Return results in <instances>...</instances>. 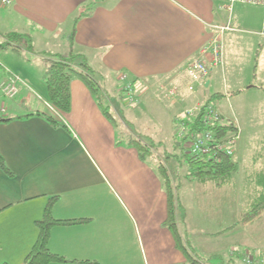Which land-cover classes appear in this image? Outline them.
Wrapping results in <instances>:
<instances>
[{
  "label": "crops",
  "instance_id": "obj_1",
  "mask_svg": "<svg viewBox=\"0 0 264 264\" xmlns=\"http://www.w3.org/2000/svg\"><path fill=\"white\" fill-rule=\"evenodd\" d=\"M233 6L227 10L216 0H14L0 7L2 39L25 35L33 47L32 52L24 50L29 56L12 64L21 80L16 97L0 96V157L9 172L0 169V264L24 263L38 238L35 222L52 199L53 219L84 221L50 230L47 248L65 260L50 264H189L166 225L167 193L158 162L130 145L137 133L108 112L112 107L120 111L118 106L103 105L102 97L110 96L105 86L114 81L118 99L126 100L125 88L131 86L135 104L143 102L138 107L164 113L171 138L184 110L203 104L208 93L216 96L212 104L219 107L221 124L237 130L231 160L242 174L237 172L240 185L233 187L232 179L221 186L211 183L215 194H222L218 201L209 196L210 182L195 181L194 200L188 203L202 196L198 201L204 208L212 205V214L209 218L206 211L187 210V199L182 207L178 200L176 228L184 247L201 264H235L247 254L256 259L264 250L256 241L244 240L245 251H230L226 262L215 259L218 252L212 245L198 250L201 238L214 239L240 221V212L232 214L233 188L244 193L251 176L264 173V92L259 89L264 85V8L252 6L255 15L240 16ZM212 26L229 28L222 36V66L204 83L190 82L184 66L208 43ZM35 44L57 49L51 56H80L100 68L105 75L97 94L74 79L69 111L55 110L44 81L45 57L34 55ZM31 65H36L34 76L27 70ZM124 72L131 80L124 76L127 81L122 83ZM169 86L181 101H168L163 89ZM248 133L252 135L245 140ZM192 181L186 179L187 187ZM203 224L215 228L204 229ZM217 224L222 227L217 229ZM246 227L241 225L239 232Z\"/></svg>",
  "mask_w": 264,
  "mask_h": 264
},
{
  "label": "trees",
  "instance_id": "obj_2",
  "mask_svg": "<svg viewBox=\"0 0 264 264\" xmlns=\"http://www.w3.org/2000/svg\"><path fill=\"white\" fill-rule=\"evenodd\" d=\"M83 15L84 12H82L81 15L76 19H79ZM20 44H22V46H20ZM1 47L4 49H10L17 53L23 50L27 52L33 51L32 43L29 37L25 35H8L6 36L5 42ZM56 58L57 60L44 58L46 65L44 81L46 84L50 105L55 110L61 113H66L70 108L69 86L72 80L77 79L82 82L94 95L97 94L99 86L93 78L92 70L87 65L83 57L69 55L66 58H59L58 56ZM259 89L264 92V85L260 86ZM238 93L240 92H236L233 95ZM215 97L216 96H212L208 99H205L204 103L200 106L201 110L199 113L187 120L189 131L184 137H182V140L180 141L181 144H179L180 147L178 148L180 151H182V157L185 158L187 163L186 170L188 173L187 176L189 178L197 179V181L201 183L210 182L216 186H221L229 183L233 176L239 171L237 165L232 162L231 156L219 153L213 158L210 156L195 158L190 157L187 154L186 148L187 141L191 136L190 134L195 135V133L198 134L202 131V133L210 131L213 135L216 145L222 144V142L226 141V139L236 140V128L232 124L222 125V118L218 111L217 112L220 115L219 123L210 127L205 125L206 119L203 116L204 108H206L208 105L213 106L212 101L215 99ZM102 113L105 116L111 118L105 109H102ZM48 121L55 125L51 119H48ZM0 122L2 121L0 120ZM130 145L135 147L136 150L141 153V155L150 156L149 154L144 153L142 150L144 146H141L138 142L131 141ZM0 169H2L5 173H9L1 157ZM158 170L162 180L164 181L167 193L168 217L166 225L174 238L177 248H179L185 254L189 264H201L182 244L175 222L176 209L178 207L176 189H174L171 184L169 173L164 171L161 166L158 167ZM246 179L247 177L245 174L244 180ZM251 179V184H248V187L246 185L244 187L245 189L248 188L251 190H248L250 193L246 197L247 205H245L240 212V222L243 226L251 225L261 216L262 213H264V173H260L257 176L253 175L251 176ZM52 203L53 199L48 202L42 218L35 222V227L38 230V238L23 264H50L62 263L65 261L64 258L50 253L47 248L50 230L55 226L71 225L83 222L84 220L58 221L53 219L50 214V207Z\"/></svg>",
  "mask_w": 264,
  "mask_h": 264
},
{
  "label": "rangeland",
  "instance_id": "obj_3",
  "mask_svg": "<svg viewBox=\"0 0 264 264\" xmlns=\"http://www.w3.org/2000/svg\"><path fill=\"white\" fill-rule=\"evenodd\" d=\"M236 4H238V3H236ZM251 8H252L251 5L240 3V5L235 6L234 11L237 15H240V16L244 15V14L255 15L256 12ZM1 29H2V26H0V31H1ZM4 42H5V39H2V35H0V75H2V77L4 76L3 78H0V79H4L9 74L20 77L17 73H15L11 70L13 68L12 64H14V62L20 61L24 56H29L30 54L26 53L24 50H23L24 51L23 53H21V52L17 53V52H13L10 49H4L1 47ZM56 52H57V49H55V48H49V47L48 48H42V47H38L35 44L34 55L39 54V55H43V57H45V58H48L51 60H57V58H56L57 55L51 56V55H54L53 53H56ZM88 66L92 70L93 78L95 79V81L98 84L100 77L105 75V74L100 70V68L98 69L97 67H95V65L90 66L88 64ZM27 70L30 73V75L34 76V71L36 72V65H31V67L30 68L28 67ZM115 75H117L116 72L113 73L114 77H115ZM121 75L126 76L129 80H131V78L127 76L126 72H124V74H121ZM126 79H123L120 82L125 83V81H127ZM100 81H101V79H100ZM116 84H117V82L114 81L113 85L109 84L107 87L105 86V88H106L108 94H110V96L102 97V101H104L103 105H105L106 103H112L115 107L118 106L117 109L120 110V111H117L115 113L113 111V107L110 108V111L108 110V112L111 115V117L115 118L116 121H117V119H119L118 121H120V122L127 121V124L130 123V125H129L130 129L134 130V132L137 133V137L133 136V137H131V140L138 142L141 146H144V148H142L144 153L152 155L154 157V159H156V161L158 162L157 164L159 165V167L161 166L164 171L169 173V175H170L169 179H170L171 184L174 187V189H176V187L181 186V188L179 189V191L176 194V198H177V201L179 200V204L180 203L182 204V202L185 198V199H187V201H186V203H183V204L185 207L187 206V210L190 209V210H192V212L200 210L201 213L206 211L208 213V216L211 215L212 214L211 210L213 209L212 205L207 207V208H204L206 204L198 201L202 198V196L197 198V200L195 201V204L193 202L188 203V201H190V199H193V189H195L194 184L196 183L195 181H197V179H192L193 181L190 183V185L188 187L185 184L186 179L187 178L189 179V177L186 175V173H187V170H186L187 165L186 164L187 163L185 161V158L182 157V151H180L178 148V147H180L179 144H181L180 141L182 140V136H179V132L181 130L179 129L178 125L176 126L177 128H174L172 138H171L169 135V132H168V127H167V117L164 113H162L160 111H155V110H153V112H146L147 111V110L145 111L146 108L141 107V106L138 107V105H142L143 102L139 103V104H135V103H137L138 98L135 97L134 94L133 95L130 94V96H132V97L128 98V92L127 91L126 92L124 91V93H127L126 100L128 102L126 100H123V98L118 99V96L116 95V92H115V89L117 86ZM100 85L103 87L102 83H100ZM98 86H99V84H98ZM169 87L172 88V86H169ZM129 88L131 89L132 87L129 86ZM202 90H204V88ZM131 91H132V89H131ZM209 95H211V94L208 93L207 96L202 97V99H204V100L208 99ZM128 99L129 100L132 99L131 102ZM238 99L239 98H237V100ZM168 101H170V100H168ZM179 101H181V99L179 98V96H177L175 99H173L171 101V103L174 104V102H179ZM235 103H238V102L235 101L232 104H233V106H236V108L238 110L239 104H235ZM106 105H108V104H106ZM201 105L199 104L197 106H201ZM213 106L218 111L219 107H218L217 103L215 104V102H214ZM194 107H196V106H194ZM187 110H190V109H187ZM187 110H184L183 112H185ZM117 113H119L120 118L117 117V115H118ZM133 114L135 115V117L133 116ZM239 114H241V113H239ZM182 116H183V114H182ZM178 120H179V118H177L176 121H178ZM176 121H175V123H176ZM180 123L181 122H179V124ZM186 131H188V128H186ZM250 131H257V129L256 130L255 129L254 130L249 129L248 132H250ZM124 132H126V130ZM236 134H237V131H236ZM250 134L249 133L246 134L244 136V139L247 140V138ZM141 137L142 138L146 137L148 140H152L153 141L152 144L149 142H144V141L140 140ZM235 139L236 140L234 141V145L232 146L233 151H234V147L236 145V141L238 139V136ZM233 153H232V155H233ZM239 174H240V169H239ZM240 176L242 178V174H240ZM240 176L237 174L233 176L232 181L230 182L233 184V187H238L240 185L239 184ZM185 177H186V179H185ZM205 184H203V186ZM209 184H211V183H209ZM212 185L213 184L206 185L208 190H209V193H210L209 196H211V197L216 196V199H214V200L219 201V196L221 197L222 194L220 193V191L217 194H215L214 188L211 187ZM235 185H237V186H235ZM196 186H198V185H196ZM203 186H201V187H203ZM184 187H187L188 188L187 190L191 189V193H189L188 196H186L187 190H184ZM248 190H251V189H248ZM249 193H250V191H245L244 193L243 192L238 193V190L236 188H233V197H231L232 214L235 213V215H236L237 212L239 213L242 211L241 206L243 208V205H247V203H245V200H246V197L248 196ZM226 195H228V192ZM243 197H244V199H243ZM218 201H215V202H218ZM182 205H181V207H182ZM209 218H210V216H209ZM235 220L233 219V221H235ZM241 225L242 224L238 219V221L236 220V222H234L233 226H230L231 229L227 230L225 233L221 232V231L216 233V236H214L215 237L214 239H211L208 237H204V239L201 238V241H200L201 249H198V250L203 251V249H206V248H207L206 250H208L209 247L212 245V247L215 248L216 251L218 252V255L216 256L215 259H223L226 262V260L228 259V258L226 259L227 253H229L230 251H231L230 253H232V252L234 253V250L241 251L243 249H246L244 246L247 244H244V240H245V242L246 241H249V242L256 241L259 244H262V245L264 244V213L261 214V216L259 217V219H257V221H255L253 224L248 225L246 228H244V230H242L243 233L239 232V231H241V229H240ZM201 226H203L204 229H206V228L214 229L215 228L213 225L205 226L203 224ZM220 227H222V224L221 225L217 224V229H219ZM223 227L227 228L228 226L223 225ZM212 234L210 233L209 235L212 236V238H213ZM213 240H214V243H213ZM237 242H238V244L235 245ZM240 244H242V245H240ZM248 245H249V243H248ZM234 246L236 248L231 250L232 247H234ZM243 251H245V250H243ZM203 253H205V252H203ZM240 260L242 262V258H240ZM241 262L239 260L234 261L235 264H241ZM242 263L244 264V262H242Z\"/></svg>",
  "mask_w": 264,
  "mask_h": 264
},
{
  "label": "built area",
  "instance_id": "obj_4",
  "mask_svg": "<svg viewBox=\"0 0 264 264\" xmlns=\"http://www.w3.org/2000/svg\"><path fill=\"white\" fill-rule=\"evenodd\" d=\"M14 0H0V7H8ZM229 10L231 6L236 3L247 4L256 7L264 8V0H216ZM212 36L208 43L198 52L197 56L189 60L184 66L183 73L189 78L190 82L204 83L208 80L211 72L222 66L223 52H222V36L225 31H228L227 26H212ZM122 79H125L123 76ZM21 83L18 76L8 75L4 79H0V96L3 100H12L18 93V85ZM191 90L190 84L187 85ZM166 97L172 101L178 95L175 87L164 88ZM128 92V98H131V89L129 86L125 88V92ZM129 100V99H128ZM132 100V99H131ZM131 100H129L131 102ZM200 106L193 107L190 110L183 112V116L176 121L178 125L179 136L184 137L189 131L188 119L199 113ZM1 112H4L3 108H0ZM186 116V117H185ZM203 116L206 119L205 125L207 127L213 126L220 121V115L212 105H208L204 108ZM179 122H181L179 124ZM188 128V131H186ZM203 132V131H202ZM190 134V138L187 141V154L190 157H215L217 154H225L231 156L233 153L234 141L232 139H226L222 144H215L213 135L210 131L204 133ZM213 152V153H212ZM244 264H264V250L256 256V259L247 254L243 260Z\"/></svg>",
  "mask_w": 264,
  "mask_h": 264
},
{
  "label": "water",
  "instance_id": "obj_5",
  "mask_svg": "<svg viewBox=\"0 0 264 264\" xmlns=\"http://www.w3.org/2000/svg\"><path fill=\"white\" fill-rule=\"evenodd\" d=\"M208 87V82L204 84V88L206 89Z\"/></svg>",
  "mask_w": 264,
  "mask_h": 264
}]
</instances>
